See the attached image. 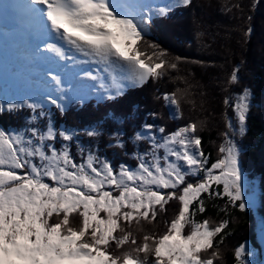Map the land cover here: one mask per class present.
Listing matches in <instances>:
<instances>
[{
    "label": "snow or ice",
    "instance_id": "obj_1",
    "mask_svg": "<svg viewBox=\"0 0 264 264\" xmlns=\"http://www.w3.org/2000/svg\"><path fill=\"white\" fill-rule=\"evenodd\" d=\"M191 3L28 0L23 5L41 37L66 45L45 43L37 46L38 55L52 54L42 58L54 64L70 61L73 66L96 67L77 73L87 90L83 94L71 85L66 88L61 76L50 71L54 89L22 102L0 103V112L27 108L34 114L28 121L30 127L14 132L0 129V264H214L213 258H219L218 251L207 258L201 253L214 248L217 236L215 247L223 243L221 233L228 222L210 226L208 220L198 222L195 217L205 212L202 194L245 210L240 153L228 132L223 134L219 158L209 168L195 124L172 132L144 124L131 140L146 142L147 150L134 153L135 167L121 163L116 168L95 150L86 149L76 130L57 129L50 118L43 127L36 126L38 118L47 116L45 105L63 114L67 104L83 103L88 93L98 101H112L129 87L160 78L166 67L175 69L176 63H170L158 46L148 44L153 49L149 53L141 44L154 15L167 17ZM238 71H232L230 83L238 81ZM84 80L92 83L84 85ZM249 95L245 89L231 105L240 134L245 133ZM163 100L178 106L175 93L164 94ZM225 104L231 102L226 99ZM100 127L98 123L84 129L83 135L95 139L101 135ZM227 127L234 131L231 123ZM112 139L117 147H124L119 132ZM73 141L82 158L79 163L71 152ZM189 176L201 178L192 183L186 179ZM172 200L178 201L179 208L162 234H145L138 243L124 227L133 221L151 223L158 212L167 211L165 205ZM128 244L135 247L117 253ZM246 251L243 244L235 248V264H244Z\"/></svg>",
    "mask_w": 264,
    "mask_h": 264
},
{
    "label": "trees",
    "instance_id": "obj_2",
    "mask_svg": "<svg viewBox=\"0 0 264 264\" xmlns=\"http://www.w3.org/2000/svg\"><path fill=\"white\" fill-rule=\"evenodd\" d=\"M204 1L193 0L190 6L170 19L153 21L145 32L147 34H144L141 47L151 53L153 49L147 45L158 46L159 50L167 53L166 59L170 63H176L175 69L166 67L160 78L149 79L139 90L105 108L96 111L90 107L70 109L56 120L59 124L55 127L76 130L80 133L78 140L86 149L95 150L97 155L118 168L121 163L135 167L137 160L134 153L147 150L146 142L134 144L131 140L142 125L152 124L154 130L164 127L166 132H172L194 122L196 135L201 138V150L211 165L219 158L218 149L224 142L223 134L228 132L226 117L235 119L231 112V100L230 105H226L225 100L234 94L242 95L247 89L250 106L246 114L245 133L238 131L236 146L242 150L240 168L247 179L256 183V208L241 212L227 205L225 200L202 194L205 212L197 213L195 217L198 222L208 220L210 226L221 221L228 222L221 233L223 243L216 248L220 236L215 237L214 248L201 253V256L207 258L212 251H218L219 258H213L214 264H235L234 250L240 244L249 242L253 249L259 251L255 220L259 221L258 227L264 230V0H212L209 10L203 6ZM204 18L206 20L202 24ZM199 24L201 28H196ZM248 29H251L250 34H246ZM237 68L238 81L230 83V75ZM178 89H182L183 94L186 90L184 106L191 120L181 113L177 120L172 118V109L163 100L164 94L175 93L176 107L183 110L176 92ZM20 113L2 114L1 126L13 124ZM3 119L6 121L2 122ZM98 123L101 125L99 137L90 139L83 135L84 129ZM117 132L121 135L123 148L117 147L112 139ZM71 152L79 163L82 158L75 141L71 144ZM186 179L190 180L189 177ZM165 208L167 211L158 212L156 220L151 223L141 220L137 224L133 221L131 226L124 227L132 232L138 243L143 242L145 234H162L166 231V222L176 215L179 203L172 200ZM258 213L262 214L260 220L255 217ZM125 247L126 251H131L135 246L128 244Z\"/></svg>",
    "mask_w": 264,
    "mask_h": 264
},
{
    "label": "rangeland",
    "instance_id": "obj_3",
    "mask_svg": "<svg viewBox=\"0 0 264 264\" xmlns=\"http://www.w3.org/2000/svg\"><path fill=\"white\" fill-rule=\"evenodd\" d=\"M157 1H158V5H163V4L169 2V0H157ZM148 2L155 4V0H148ZM211 3H212V0H208V1L205 0L204 1L203 6L206 7V10H209V6L211 5ZM24 17H25L24 20H26V21L23 20V23L30 22V24L35 25L30 20V18L27 15H23L22 16V18H24ZM205 20H206V18L202 19V21H203L202 24H204V21ZM211 20L212 19L210 18V21ZM196 28H201V24H199L198 27H196ZM0 40H3V39L1 38ZM2 53L3 52H1L0 54L2 55ZM5 65H6L5 63L0 64V68L2 69ZM7 66H8V63H7ZM69 72H71V71H69ZM7 78H9V76H7V75L6 76H1L0 75V84L4 80H6ZM78 84H79V86L75 90H81V93L82 94L87 91L85 88L81 87V81ZM83 84L84 85H87L88 82L85 81ZM176 92H177V96H178V98H179V100H180V102L182 104V107L184 109L183 110H180L178 107L171 106L170 103H167L168 107L172 109V111H171L172 114H173V117L172 118H175V120H177L178 114L181 113L182 116L185 115L187 119H190L191 120V118L188 117V112L186 110V107L184 106L185 98L187 97L186 90H184V94H183L182 89L181 90L178 89V90H176ZM87 95H88V98L87 99H89L90 97H95L94 94H92V93H88ZM237 95L238 94H234V95L231 96V98L229 96V99L228 100H231L232 105L235 104L236 98L238 97ZM87 99H85L84 101H86ZM249 102H250V100H249ZM230 107H232V106H230ZM231 112L234 114L235 119H231L230 120L229 118L226 117L225 120L227 121L226 122L227 125L229 123L232 124L234 131L230 130L228 127H227L226 130H228V134L231 136V139L236 144V140H237V137L236 136H237V133L239 131V128H237L236 125H239V122L236 119L235 113L233 112V108H232ZM196 123H198V122H196ZM192 124H195V123L192 122ZM157 135H159V133H157ZM238 149H239V153L242 154V150L239 147H238ZM160 154L162 155V152ZM205 166L206 167H209V168L211 167V165H209L208 163ZM239 167H240V164H239ZM240 170H241V174H242V198H243V200L245 202V205H246L245 210L246 209H249V208H251L253 210V209L256 208V205H257V192H256L257 190H256V186H255L256 183L254 184L253 181H250V179H247L246 178V175L243 173V171H242L241 168H240ZM189 178H190V180H187L188 182L195 183L201 177L189 176ZM49 183H50V181H49ZM161 191H169V190H161ZM258 214H260V215H258ZM258 214H256L255 217H256L257 220H260L262 214L261 213H258ZM101 215H103V214H101ZM258 226H260L259 225V221H256L255 220L254 231L258 232L257 233L258 234L257 238L258 237H264V230H263V228L262 227H258ZM186 229L188 230V228H186ZM186 229H185V232H187ZM243 245H245V248L247 250L246 253H245V255H244V257H243L244 264H260L259 251L256 250V249H253V247L249 244V242H245ZM121 251H126V247L123 246L122 249L117 250V253H119Z\"/></svg>",
    "mask_w": 264,
    "mask_h": 264
},
{
    "label": "water",
    "instance_id": "obj_4",
    "mask_svg": "<svg viewBox=\"0 0 264 264\" xmlns=\"http://www.w3.org/2000/svg\"><path fill=\"white\" fill-rule=\"evenodd\" d=\"M257 243L259 245L260 264H264V237H259Z\"/></svg>",
    "mask_w": 264,
    "mask_h": 264
},
{
    "label": "bare ground",
    "instance_id": "obj_5",
    "mask_svg": "<svg viewBox=\"0 0 264 264\" xmlns=\"http://www.w3.org/2000/svg\"><path fill=\"white\" fill-rule=\"evenodd\" d=\"M14 1H19V0H14ZM0 2L2 3V1L0 0ZM23 15H26V14H23ZM23 15H21V17L23 16ZM24 19V18H23ZM23 19H21V21L23 22ZM19 27V26H18ZM20 28H22V27H20ZM37 33V32H36ZM22 36H23V34H21ZM35 37H37V36H35ZM2 37L0 36V39H1ZM42 44V43H41Z\"/></svg>",
    "mask_w": 264,
    "mask_h": 264
}]
</instances>
